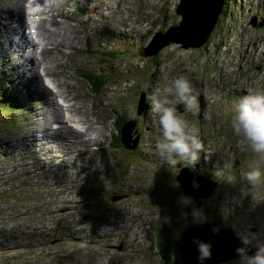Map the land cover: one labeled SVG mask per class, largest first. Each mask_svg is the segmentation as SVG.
Masks as SVG:
<instances>
[{
  "label": "rangeland",
  "instance_id": "rangeland-1",
  "mask_svg": "<svg viewBox=\"0 0 264 264\" xmlns=\"http://www.w3.org/2000/svg\"><path fill=\"white\" fill-rule=\"evenodd\" d=\"M61 1L55 5L54 14L50 12L49 18L57 23L54 28L62 32L66 41L73 44L46 45L48 51L45 52L40 50L39 43L36 42L34 46L31 41L30 25L26 23L28 0H0L2 10L5 4H14L15 7L20 5V14L25 21V37L30 35L27 42L17 18L12 23L9 13L1 10L0 86L8 92L16 89L24 91L20 97L22 100L26 98L29 107L27 113H23L19 126L15 127L4 125L7 118L0 114V264H161L158 252L159 228L172 226V232L183 235L189 242L190 236L200 235L204 231L207 236H214L210 228H201L200 225L204 223H215L226 230H231L227 227L240 228V231L235 229V243L230 251H226L228 243L219 235L217 243L220 250L211 248L212 255L208 259L212 260V264H239L237 249L240 247H247L249 255L255 254L257 243L264 242V205L253 207L250 198L239 197L242 183L230 184L225 176L239 177L240 172L245 170L250 154L238 150L237 137L232 132L230 121L241 95H246L248 89L254 90L252 94L264 91L255 88V85L264 88V64L258 67L262 73L247 77L246 82L245 65H238L235 71L227 73L225 82L218 85L219 91L215 88L214 79L210 81L212 88H208V91L207 87L198 90L193 82L196 76L220 71L217 67L219 51L215 50V45L204 50L202 46L185 47L165 39L162 42L167 43L160 44L156 54L144 56L145 60L130 53L129 40L137 39L147 49L149 40H153L157 32L165 31L161 29L165 20L159 15L160 12H156V15L151 13L156 11L158 0H133L134 12L122 15L118 10L131 9L128 0ZM169 2L171 14L165 27L179 25L182 21L178 13L182 0H160L158 5L163 9ZM188 2L187 6L199 0ZM241 2L224 0L222 12L210 33V36L215 33V38L230 33L222 45L224 52L235 46L238 40L240 30L235 27V23L242 20V13L250 10L252 15L264 17L261 14L264 0H259L256 5L252 4L253 0L248 4ZM45 3L44 0L43 5ZM145 7L146 17L142 19L141 8ZM216 7L214 4L212 11L200 15V21L210 20L216 14ZM254 10L258 13H254ZM189 11L190 8L187 9ZM3 14L8 20L3 18ZM49 26L51 28V24ZM217 45L220 46L218 40ZM108 50L115 51L119 58L113 59L106 55L104 52ZM226 53L231 58L229 49ZM159 54L166 61L162 67L152 71L153 57ZM32 57L38 60L36 65L30 64ZM174 62H182L184 67L190 66V69L174 68ZM252 70L256 68L252 67ZM99 71L108 72L110 77L101 92L95 93L84 74ZM47 72L60 85L58 88L61 93L66 90L65 85L69 86V93H66L69 104H82L89 117L102 126L100 142L94 143L98 145L82 138L79 141V137L74 143L67 144L64 142L68 136L64 134L66 132H62L61 138L58 130L60 125L54 123L63 120L65 107L60 104L55 91L44 83L43 74L47 75ZM171 72H182L180 76L191 82L196 93L201 94L205 90L195 110L205 123L196 118L190 120L193 114L187 115V112L178 109L177 115L182 119L187 115L190 131L198 138L201 135L204 137V150L199 154L201 164L199 168L195 167L201 175L208 173L215 180L218 179L219 185L213 187L211 194L206 183L198 187H193L192 183L190 186L193 189L185 183V187L195 193L186 194L176 178L185 166L178 165L173 171L163 164L156 150L161 130L153 114L148 113L154 118L151 124L154 133H149L141 141L142 155L137 150L126 148L122 141L121 144L113 145L114 134L119 129L115 124L117 118L125 114L126 121L137 120L136 107L137 102L139 105L140 93L145 91L147 84L150 95L158 97L162 92L165 93V80ZM167 98L172 99V106H176L172 96ZM208 98L216 120L212 125L208 124ZM53 102L59 106L57 110ZM130 109H134L135 118L130 116ZM143 125L140 118L137 127L141 131ZM80 126L84 130L87 127L83 121ZM219 128H222V132L228 130L226 140L218 136L216 138V135L212 138ZM19 150L26 152L27 158L23 162L31 164L27 168L29 172L19 168L18 154L15 153ZM225 164L230 165V169L234 168L218 175L217 168L223 169ZM21 172L26 175L37 173L36 178L27 176V180L35 184V190H40L46 180V195L32 198L28 195L27 199L23 198L24 195L18 196L20 189L16 186L15 176ZM204 179L209 181L207 177ZM195 181L199 183V179ZM175 183L179 187H174ZM181 196H188L193 201L183 209L188 213L187 218L181 217V206L178 204ZM194 207L203 210L205 222H193L191 213ZM167 218H170V222ZM242 236L252 237V242L244 245ZM121 237L127 239L120 242ZM117 246H121L122 252L116 249ZM187 250L190 254L193 251L190 245ZM169 254L170 262L166 264H188L179 252ZM189 260V264L195 263L192 258Z\"/></svg>",
  "mask_w": 264,
  "mask_h": 264
},
{
  "label": "clouds",
  "instance_id": "clouds-1",
  "mask_svg": "<svg viewBox=\"0 0 264 264\" xmlns=\"http://www.w3.org/2000/svg\"><path fill=\"white\" fill-rule=\"evenodd\" d=\"M169 27L170 25L164 30ZM210 37L203 45L209 41ZM193 91L191 82L184 76H179L173 80L171 86L159 98L157 95L145 96L150 113L158 117L160 125L161 137L156 142L157 155L163 164L173 171L181 164L185 167L194 165L200 159V152L204 150L203 142L189 131L187 115L183 119L177 115L176 106L178 105H183L184 112L187 113L197 109L198 101L197 97L193 95ZM169 95L174 98L176 106H172L173 101L167 98ZM240 97L235 105V113L231 118L230 127L237 137L235 141H237L238 150L250 155L245 164V170L240 172L239 177L227 175L225 178L230 184L242 183L239 197L250 198L251 205L256 207L264 205V93L252 94L250 92ZM130 116L135 118L134 109H130ZM226 169L229 172L232 171L230 165L225 164L223 169L217 168V174L223 175ZM173 186L179 187V184L175 183ZM198 186V181L194 180L193 187ZM192 203V199L188 196L179 198L181 217L187 218L188 213L183 209ZM191 215L194 223L199 224L206 220L204 212L200 208L194 207ZM167 220L170 222V218ZM227 228L233 230L232 227ZM241 240L244 245H248L252 242V237L242 236ZM194 243L197 247L198 259L203 264L204 261L211 258V245L199 239L194 240ZM256 247L257 250L253 255L248 254L247 247L238 248L239 264H264V242H258Z\"/></svg>",
  "mask_w": 264,
  "mask_h": 264
},
{
  "label": "bare ground",
  "instance_id": "bare-ground-1",
  "mask_svg": "<svg viewBox=\"0 0 264 264\" xmlns=\"http://www.w3.org/2000/svg\"><path fill=\"white\" fill-rule=\"evenodd\" d=\"M41 1H44V0H36V2H34V3H32V4H30V5H28L27 7H26V15H27V8H32L33 7V10H31L30 11V13L28 14V17H29V19L31 20V21H38V27L39 28H41V30L43 31V33H42V31H41V33H40V35H39V38L41 39L40 40V43L43 45V48H42V50L43 51H48V47L46 46V45H49V46H51V45H55V46H57V45H69V44H71L72 42H67L66 41V39H65V36L62 34V32H58L55 28H54V25L55 24H57L56 22H53L52 20H51V18H49V16H50V12H52V14H54L53 12L55 11V9L57 8V7H55V5H57V3H59L61 0H55V1H52V0H45L46 1V3H45V8H44V10H42V11H37V6H39V4H40V2ZM240 1H242L241 3L242 4H248L249 2H251L252 0H240ZM62 2V1H61ZM227 2V1H226ZM158 3H160V0H158L157 1V4H155L156 5V11H152L151 13L152 14H155L156 15V12L158 13V12H160L161 14H159L160 16H162V18H164V8H165V6H164V8L162 9V7L161 6H159L158 5ZM223 3H224V0H199V2H194V6H193V12L197 15V14H199V15H204V14H206L208 11H212L213 10V8H214V4H216L217 5V7H216V9H215V12H216V14H218V16H220V14H221V12H222V9H223ZM26 4V3H25ZM43 4V3H42ZM242 7H243V5H242ZM2 8V7H1ZM0 8V12H1V9ZM21 7H20V5H17L16 7L14 6V4L12 5V4H5L4 5V7H3V10L5 11V12H7V13H9V15L11 16L10 18V22H12V23H14V20L17 18V22L22 26V34H23V37H24V39L28 42V40H27V38L29 39L30 38V35L28 34V36L29 37H25V21H23V17L21 16V14H20V12H21ZM24 9V8H23ZM60 9V8H59ZM243 9H244V7H243ZM2 10V11H3ZM24 12V11H23ZM4 15V14H3ZM209 15V14H208ZM245 15L246 16H248V17H251L252 16V13H251V11L249 10L248 12H246V13H242V20H240V21H238V22H236L235 23V27H237L236 25L240 22H243V25H245ZM257 18H259V19H262V20H264V17H261V16H259V15H255ZM3 18L4 19H6V20H8L6 17H5V15L3 16ZM67 18V17H66ZM149 21H151V20H149ZM8 23V22H7ZM26 23H27V21H26ZM49 24H51V28L53 27V29H51L50 28V26H49ZM71 24V23H70ZM165 23H163V25H164ZM187 24L192 28V29H194V27H195V24H194V16L193 15H190L189 14V18L187 19ZM31 28V27H30ZM161 29H162V27H161ZM231 32V31H230ZM264 29L263 30H258V35L259 36H263L264 37ZM67 33V32H66ZM67 35V34H66ZM152 35V34H151ZM228 35H230V33L228 34ZM228 35H219L217 38H214V39H212V41L209 43V42H207V43H209L208 44V47H212L213 45H215V47H216V49L215 50H217V51H219L218 53H219V58H220V61H219V64L217 65V67L220 69V70H222V67L224 66V64H225V62H228V54L229 53H226L227 52V50L229 49H227V50H225V52L223 51V47H222V45H223V42H224V40L226 39V37L228 36ZM80 36V35H79ZM78 36V37H79ZM154 37V36H153ZM72 39V38H71ZM70 39V40H71ZM217 40H218V42H219V44H220V46H218L217 45ZM32 41V43H34V46L36 45V41H34V40H31ZM75 41V40H74ZM151 41H149L148 42V44L150 43ZM206 43V44H207ZM29 44V43H28ZM73 44V43H72ZM75 44H76V42H75ZM205 44V45H206ZM130 46H131V44H129ZM74 46V45H73ZM60 47V46H59ZM207 47V48H208ZM68 48H70V47H68ZM206 48V49H207ZM231 48V47H230ZM250 48V50H253V48L252 47H249ZM137 49V48H136ZM135 49V50H136ZM206 49H204V50H206ZM84 53V52H83ZM53 57H55V56H53ZM48 58H50L51 59V57H48ZM55 59V58H54ZM261 60H262V58H261ZM37 59L35 58V57H32L31 59H30V64H32V65H36V63H37ZM45 61V60H44ZM56 61H58V60H56ZM48 62V61H47ZM46 62V63H47ZM51 62H52V60H51ZM173 67L174 68H180V69H182V70H189L190 69V66L188 67V68H186V67H184L183 65H182V62H174L173 64ZM195 69H196V67H194ZM48 73V72H47ZM218 72L216 71V72H214V73H207L205 76H196L197 78H210V77H214V75H216ZM42 76V75H41ZM247 77H249V76H247ZM42 79V78H41ZM58 79V78H57ZM66 81V80H65ZM58 82V81H57ZM60 83V82H59ZM63 83V82H62ZM61 84V83H60ZM56 85H57V87L59 86L60 87V85H58L57 83H56ZM165 85V84H164ZM66 86V90L65 91H62V96L66 99V100H68V98H69V96L66 94V93H69V86H67V85H65ZM71 86V85H70ZM149 88V87H148ZM162 88V87H161ZM255 88L256 89H259V91H261V89H264L263 87H259V86H256L255 85ZM59 89V88H58ZM246 90V89H245ZM47 91V90H46ZM59 91H60V89H59ZM205 90H203L202 91V93L204 92ZM207 91H208V88H207ZM219 91V90H218ZM253 93L254 92V90L253 89H248L247 90V93L246 94H249V93ZM201 93V94H202ZM261 93H264V91H261ZM7 94V93H6ZM11 94V93H10ZM197 94V100H198V102H199V100H201V98H202V95L201 94H199V93H196ZM207 95V94H206ZM208 97V96H207ZM210 98V97H209ZM56 102V101H55ZM54 103V102H53ZM52 105H55V109L57 110L58 108H59V106L58 105H56V103H54V104H52ZM202 105H203V102H202ZM204 108H205V104H204V107L202 108V110H204ZM68 110L69 111H71L72 113L71 114H74V116L75 117H77V118H79L80 119V123H81V120L84 122V123H86V125H87V127H86V129L84 130V131H81V130H78V129H76V128H72V127H70V126H67V125H65L64 124V121L63 120H60V128L58 129V130H60V136H61V138H62V132L64 133V132H66V133H64V134H68V136L66 137V139L64 140V142H66L67 144H72V143H74L75 142V139H77L78 137H79V141L80 140H82V139H84V140H87V141H90V142H92V144L93 145H98V144H94L95 142H100V136L102 135V126H100V124H97V121H95V120H93V119H91L90 117H89V114L87 113V111L86 110H83V106H82V104H80V103H78L77 104V102H76V104H74V103H71L70 104V107L68 108ZM95 119V118H94ZM99 120V119H98ZM102 123V122H101ZM71 128H72V130H71ZM100 131V133L98 134L97 133V131ZM51 131V130H50ZM51 133H52V131H51ZM197 134V133H196ZM197 135H199V134H197ZM70 137H73V139L71 140L70 139ZM102 137V136H101ZM82 138V139H81ZM212 138H213V136H212ZM132 140H136L137 141V143H136V147H139L140 146V143H139V140L136 138V136H132ZM77 142V141H76ZM78 143H80V142H78ZM66 144V145H67ZM68 146V145H67ZM207 150V149H206ZM216 150V149H215ZM61 155V154H60ZM195 165H196V167L198 166V168H199V164H196V162H195V164L193 165V167L192 168H190L189 166L188 167H184V168H182V170H181V175H182V177L185 179V180H179L178 179V177H176L177 178V180H178V182L180 181L181 182V184L183 185V184H185V183H187V184H189V187L191 188V189H193L191 186H190V184H192L193 183V181L194 180H198L199 179V184L201 185V186H203L204 184L203 183H206L207 185H206V187H209L210 189H211V187H214V186H216V184H218L219 185V181H218V179L217 180H215L214 178H213V175L211 176L210 174V178H209V181L207 182V181H205V174L204 175H201L200 174V172H199V170H198V168H196L195 167ZM215 167V166H214ZM234 167H232V169H233ZM202 177V178H201ZM183 191V190H182ZM4 223V222H3ZM214 229L215 228H213V227H211L209 230H211L212 232H213V234H214V236H207V232H205L204 231V233H202V234H200V235H197V236H190V238H189V245H190V248L193 250L192 251V258H193V256L195 257V259L193 258V260H194V262L196 261V257H198V252L196 251V249H197V247H196V244L193 242V240H196V238L197 239H199V240H201V241H205V242H208L210 245H211V248L212 249H218V250H220L219 249V245H218V238L220 237V236H223L225 239V241H226V244L228 243V245L226 246V251H230L231 250V248L234 246V231L233 230H226V229H222V228H220V227H218V229H217V231H216V229H215V231H214ZM220 234V236L218 235V233ZM213 238H215V239H213ZM182 239H183V235H182ZM123 248V247H122ZM180 255H181V250H180ZM182 257L181 258H183V255H181ZM183 260H184V258H183ZM185 261V260H184ZM212 260H208V261H206L207 263H209V262H211ZM186 262V261H185Z\"/></svg>",
  "mask_w": 264,
  "mask_h": 264
},
{
  "label": "trees",
  "instance_id": "trees-1",
  "mask_svg": "<svg viewBox=\"0 0 264 264\" xmlns=\"http://www.w3.org/2000/svg\"><path fill=\"white\" fill-rule=\"evenodd\" d=\"M168 5H170V2L164 8L165 14H164L163 19L165 20V24L167 22L169 23V21L166 20V18H169L170 14H171ZM236 26L239 30H241L243 28V22L238 23ZM162 28L165 29V25H163ZM258 30H259V28L252 26L251 28H249V30H243V31H245V33H253V32L258 31ZM214 38H215V33H213L211 35L208 42L210 43L212 41V39H214ZM136 40L137 39H134V38L129 40V43L133 45V46H130L131 47L130 53H135L134 52L135 48L137 46H138L137 48H139V46L141 45ZM209 43H207L206 45H203L202 47H205L203 49H206L208 47ZM121 49H122V51L125 50V48H121ZM104 53L108 56L113 57V59L119 58L118 57L119 55L115 51L108 50V51H105ZM135 56L141 60L146 59L144 56H140L138 54H135ZM153 58H154V63H151V65L153 67L152 71H156L157 68L159 69L160 67H162V65L164 64V61H166V58L162 57L161 54L154 56ZM84 77L89 82V84L91 85L92 90L95 93H100L101 90L103 89V87L108 83V81H109L108 77H110V76H109L108 72L104 73L102 71H99V72L86 73V74H84ZM15 91H17V92H15ZM20 93L22 95H24L25 92L19 91L18 89L13 90L12 92H8V90L6 88H3L0 86V114L5 115L7 118V121L4 125H8L9 127L10 126L11 127L19 126L23 113H27L26 110L29 107L27 105V102H26L27 100H26V98H24V100H22L20 97ZM148 110L150 111V108H149V104L147 103L146 112ZM124 122H126L125 114L118 117L116 122H115V124L117 123L119 129H118L117 134L114 135L115 136L113 139V145L114 146L122 143L121 142L122 141L121 134H122V125ZM202 142H203V145H205V141L202 140ZM15 153L18 154L16 157L18 158V161L20 162V165H19L20 170H22V171L28 170L27 172H29V169H27V168H30L31 164H26L25 162H23L27 158V156L25 155L26 152L23 153L22 151L19 150V151H15ZM3 156H5V154H3ZM196 164H201V161L198 159L196 161ZM32 173L33 174H28V175H26L24 172L17 174V185L20 189V192H18V194H17L18 196L22 197L24 195L23 198L27 199L28 195H30L31 198L37 197L40 194L46 195V193H47V182H46V180H44V182L41 184L42 185L41 189H43L45 192L41 193V189L35 190L36 187H35V184L32 182V180H29V179L27 180V176H29V175H33L35 178L37 177V175H36L37 173H35V172H32ZM6 194L7 193H5L4 196ZM159 230L160 231H159V235H158V252L161 255V259H162L161 264H166V263L170 262V254L169 253L179 252V254H180L181 246L183 244V239H182L181 235L180 236L177 235V232H172V226H170V227L167 226L166 228H159Z\"/></svg>",
  "mask_w": 264,
  "mask_h": 264
},
{
  "label": "water",
  "instance_id": "water-1",
  "mask_svg": "<svg viewBox=\"0 0 264 264\" xmlns=\"http://www.w3.org/2000/svg\"><path fill=\"white\" fill-rule=\"evenodd\" d=\"M186 3H189L188 0L187 1L182 0L181 4L178 7V13L182 16V19H181L182 21L180 22V24L169 27L167 30H165L166 34H165V31L157 32L154 35L153 40H151V42L149 43L150 45H148L147 49L144 47H139L134 51L135 54H138L140 56L154 55L160 50V46H161L160 44L163 43V45H164L167 43V42H162L165 39H169V42L181 43L182 46H185V47L202 46L204 44V42L207 40V38L210 36L211 31L214 29L215 24L217 23L219 16H218V14H215L207 22H204L203 20L200 21V15L199 14L196 15L193 12L194 2L190 3L189 6H187ZM188 8H190L189 12H187ZM189 14L194 16V24H195L194 29H192L187 24V19L189 18ZM252 24L254 26L259 25L260 27H262L264 25V20H262L258 24V18L256 16H254L252 18ZM159 40L161 42H159ZM154 41H155V43H154ZM152 46H153V48L150 49ZM144 107H145V93H142L141 98L139 100V105H138V111H137L138 114L143 113ZM177 109L181 112L184 111L183 105L178 106ZM135 123H136V120L133 119V120L126 121L122 126L121 138H122V142L124 143L126 148H132V149L136 148L137 141L132 140V132L134 130ZM178 179L182 180V181L185 180L181 174L178 176ZM182 187H183L182 189L185 191L186 194H188V195L195 194L194 192L190 191L187 187H185V184H183ZM213 189L214 188L211 187L210 192H209L210 194L212 192L211 190H213ZM209 193L207 195H210ZM112 199L114 200V198H112ZM200 226H201V228H211V227L216 228V227H218L217 225H215V223H204V224H201ZM204 226H207V227H204ZM197 229H199V228H197ZM218 235H220V234L218 233ZM213 239H215V238H213ZM234 243H235V240H234ZM188 245H189L188 240L186 238H184V236H183V244L181 246V255H183L184 260L189 264L190 263L189 259L192 258V255L187 250ZM184 250L186 251V253L184 252ZM192 263H194V262H192ZM195 263L201 264V261L199 259H196ZM212 263L213 262H209V263L203 262V264H212ZM214 264H216V263H214Z\"/></svg>",
  "mask_w": 264,
  "mask_h": 264
},
{
  "label": "built area",
  "instance_id": "built-area-1",
  "mask_svg": "<svg viewBox=\"0 0 264 264\" xmlns=\"http://www.w3.org/2000/svg\"><path fill=\"white\" fill-rule=\"evenodd\" d=\"M131 1L133 0H128L129 2L128 7L131 9H128L127 11L118 10V13L120 15L125 14L127 12L129 13L134 12V10H132L133 6ZM253 2L254 3L252 2L251 3L255 5L259 4V0H253ZM254 13H258V11L254 10ZM141 14H142V18L144 19L146 17V7L141 8ZM164 25L166 26V24ZM130 26H132L131 23ZM251 27L252 25L250 23V17L245 15V25H243V28L239 32L238 40L235 42V46L229 48V51H231V58H228V62H225L224 66L222 67V70L218 71V73L214 75V77H210V78L195 77L193 82L197 86L198 90L200 87L212 88L210 83L212 79L215 80V88L216 90H218V85L223 84V82H225V79H227V73H229L230 71H235L238 65H245V77H244L245 82L247 81V76H259V74L262 73V71L258 67L261 66V64H264V37L259 36L258 31H255L253 33H245V31H243V30H249V28ZM249 47H252L253 50H250ZM260 57L262 58V60H260ZM252 67H255L256 70L253 71ZM182 72H171L170 75L166 77L165 89L163 90L166 91V89L171 86L173 80L179 77ZM171 76H173V78ZM161 94L164 93L162 92ZM194 95H196V90H194ZM208 100H209L208 124L212 125L214 124V122L216 123V120H215V114H213L212 111V106L210 105V99L208 98ZM195 110L193 112H195Z\"/></svg>",
  "mask_w": 264,
  "mask_h": 264
},
{
  "label": "flooded vegetation",
  "instance_id": "flooded-vegetation-1",
  "mask_svg": "<svg viewBox=\"0 0 264 264\" xmlns=\"http://www.w3.org/2000/svg\"><path fill=\"white\" fill-rule=\"evenodd\" d=\"M140 118H141V122L144 124L143 125V128H142V131H141V128L140 127L139 128L137 127L138 124H139ZM149 133H154V130L152 128V125L151 124H148V118L142 114L141 116H139V118L137 120V125L135 127V131L133 130L132 136H136V138L139 140V143H140L145 138V136L148 135ZM137 148L135 150H137ZM206 177L208 179L210 178V176L208 175V173L206 174ZM234 227L235 228L232 227V229L234 231H236V230L240 231V228L238 229V226H234Z\"/></svg>",
  "mask_w": 264,
  "mask_h": 264
}]
</instances>
